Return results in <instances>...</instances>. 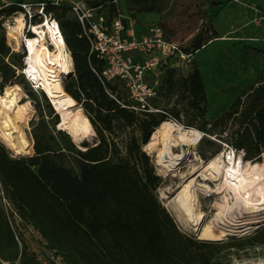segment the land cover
I'll return each mask as SVG.
<instances>
[{"label": "trees", "instance_id": "16d2710c", "mask_svg": "<svg viewBox=\"0 0 264 264\" xmlns=\"http://www.w3.org/2000/svg\"><path fill=\"white\" fill-rule=\"evenodd\" d=\"M87 3L109 16L117 9L115 0ZM17 11L19 7L13 6L1 9L0 14L10 16ZM58 11L75 64V77L65 89L78 103L83 101L98 142L82 149L70 139L67 146L58 148L56 135L37 127L33 129L35 152L31 156H13L0 142V183L5 194L24 223L32 225L65 264H221L211 256L209 243L184 234L162 205L157 194L162 178L143 148L164 120L179 119V113L129 109L131 104L123 99L119 84L103 83L100 78L103 63L90 53L82 25L75 19H64L67 8L56 10V14ZM206 16L191 45L184 49L189 53H197L218 38L213 17ZM11 52L3 36L1 87L19 83L36 98L25 72L17 75V70L26 68V53L15 63L8 60ZM161 69L166 71L162 87L184 94L189 106L204 118L208 97L199 68L194 66L187 75H178L176 69L165 65ZM255 92H262V96L251 101L235 132L249 157L245 156L246 161L259 159L264 153L263 89ZM42 96L54 111L45 93ZM120 127H136L140 133H121L117 130ZM20 252L0 205V255L15 260Z\"/></svg>", "mask_w": 264, "mask_h": 264}, {"label": "rangeland", "instance_id": "374dc122", "mask_svg": "<svg viewBox=\"0 0 264 264\" xmlns=\"http://www.w3.org/2000/svg\"><path fill=\"white\" fill-rule=\"evenodd\" d=\"M76 1L89 5L87 0ZM0 3L2 4L1 0ZM116 4V13L122 15L127 27L132 24L131 33L137 37L149 27L157 24L164 27L169 35L186 49L191 45L203 22L206 21V14H209L213 17L212 24L218 37L229 38L226 41H216L206 49H201L189 61L175 62L171 65L178 75H187L194 66L201 71L208 97L204 118L196 109L189 106L184 94L169 92L162 87L166 71L159 70L158 67L152 69L146 67L148 56L139 51L127 52L124 55L132 59V64L129 65L131 79L140 85L142 96L135 97L137 91L132 92L127 80L116 79L111 83L119 84L123 99L131 104L129 109H135L133 106H136V110L141 112L142 109L138 107L145 105L147 109L155 113L164 112L171 115L179 113V119L173 116L168 117L167 120H174L187 128L200 129L204 133L203 139L191 148L189 155L182 160V164L171 171H164L158 165L156 150H147L143 146L150 155L156 172L162 178L161 185L157 189L158 197L174 218L179 229L187 236L209 243L211 256L220 260L221 264H264V224L247 235L230 234L221 240H205L201 238L195 226L187 223L183 217L180 218L171 211L169 206V201L176 195L175 191L178 186L185 180L190 181L195 178L194 188L199 192L202 190L203 176H199L200 173H196L195 170V167L200 165V158L207 162L222 151L227 153L233 151L236 153L237 160L242 158L244 165L249 161L263 162L264 153L259 159L255 157L246 161L245 156H248L235 132L239 127L243 112L249 107L251 101L262 96V92L256 94L255 90L261 87L264 97V0H232L231 2L229 0H117ZM59 13L58 11V17H60ZM100 13L108 17L114 16V13L109 16L104 10ZM17 15L18 13L10 16L3 12L0 14V39L5 36L12 51V56L8 60L15 63L21 60L19 57L24 52L26 56L28 55L25 46L27 43L25 37L31 36L28 31L33 33V36L36 35L32 25L28 23L21 48L15 49V44L8 35V28L15 23ZM64 19L75 18L67 13ZM42 20V18H37L33 23L36 24ZM22 72L24 73V70H17V75ZM24 75L26 79H29L26 74ZM74 77L75 72L70 75L65 73L62 74L60 80L66 84ZM2 83L3 79L0 75V92H4L6 87H1ZM32 85L35 84L32 82ZM21 86L23 88L22 100H31L35 108L30 129L27 130L33 146L35 142L33 129L36 127L39 131L46 129L54 133L58 139V148L67 146L70 139H73L60 128L58 122L61 121V114L48 106V101L42 96V90L34 87L36 98H32L27 88L24 85ZM79 106H82L87 115L83 101L79 102ZM60 130L64 131V134L59 133ZM117 130L121 133H140L136 127H120ZM0 142L6 146L1 136ZM97 142L98 139L94 136L91 140L82 142L81 145L86 148ZM77 146L79 147L78 144ZM7 149L13 155L8 147ZM173 149L179 152L181 146ZM210 187L215 190V183L211 182ZM1 188L0 183V192ZM163 193L170 198L164 197ZM201 200L203 209L207 213L204 222L206 224L216 213L221 198L217 195L202 196ZM18 237L23 248L26 247L21 263L65 264L62 258L59 260L51 255L45 244L46 241L32 225L21 222Z\"/></svg>", "mask_w": 264, "mask_h": 264}, {"label": "bare ground", "instance_id": "6f19581e", "mask_svg": "<svg viewBox=\"0 0 264 264\" xmlns=\"http://www.w3.org/2000/svg\"><path fill=\"white\" fill-rule=\"evenodd\" d=\"M26 28L22 13L8 28L16 50L21 48ZM33 28L36 35L25 37L28 54L25 74L35 84L34 87L45 93L54 110L61 114L60 128L81 145L96 136V131L82 106L66 91L64 82L60 80L62 74L70 75L75 71L74 59L62 29L49 19L34 24ZM226 40L229 38L218 37L202 49L216 41ZM22 98L23 88L19 83L7 85L4 92H0V136L17 156L34 152L27 130L35 108L31 100L23 101ZM203 137L200 129L164 120L144 147L156 150L158 165L164 171H171L182 164L191 148ZM176 146H181L179 152L174 151ZM199 163L195 170L203 176L202 190L199 192L194 188L195 178L183 181L169 201L171 211L195 226L205 240H221L230 234L247 235L261 228L264 224V159L263 162L249 161L244 165L241 158L237 160L236 156L222 151L207 162L200 158ZM211 182L215 183V190L210 187ZM214 195L220 196L221 201L211 221L205 224L207 213L201 197ZM164 197L170 198L165 194Z\"/></svg>", "mask_w": 264, "mask_h": 264}, {"label": "built area", "instance_id": "2783aa9c", "mask_svg": "<svg viewBox=\"0 0 264 264\" xmlns=\"http://www.w3.org/2000/svg\"><path fill=\"white\" fill-rule=\"evenodd\" d=\"M1 2L0 10L13 6L19 7V11L15 14L22 13L26 23H30L32 27H34L33 22L37 18L49 19L52 23L59 24L56 10L62 11L67 8L68 13L82 25L83 34L90 43V53L95 54L103 63L100 75L103 83L116 79L127 80L132 92L137 91L135 93L136 98L141 97L142 93L140 85L131 79L129 65L132 64V59L125 57V53L139 51L148 56L146 67L150 69L158 67L159 70H162L163 65L172 68L171 65L175 62L189 61L195 55L184 50L180 42L173 39L161 25H153L137 37L131 33L132 24L127 27L121 14L115 12L113 17H108L104 13H100L101 8L91 7L84 2L76 0H1ZM50 7L53 10H49ZM133 107L136 109V106ZM138 108L142 111H151L145 105ZM230 153L235 155L233 151ZM0 204L21 249L18 258L15 260H7L0 255V264H20L24 248L18 235L20 223L23 220L3 188L0 192ZM45 244L47 245L46 242ZM48 250L56 259H61L55 255L54 250L49 248Z\"/></svg>", "mask_w": 264, "mask_h": 264}, {"label": "water", "instance_id": "95a60500", "mask_svg": "<svg viewBox=\"0 0 264 264\" xmlns=\"http://www.w3.org/2000/svg\"><path fill=\"white\" fill-rule=\"evenodd\" d=\"M74 72H75V71H74ZM80 146H81V145H79V148H81ZM12 153H13V156H16V157H17V155H15V153H14L13 151H12Z\"/></svg>", "mask_w": 264, "mask_h": 264}, {"label": "crops", "instance_id": "0c3cea01", "mask_svg": "<svg viewBox=\"0 0 264 264\" xmlns=\"http://www.w3.org/2000/svg\"><path fill=\"white\" fill-rule=\"evenodd\" d=\"M11 1H17V0H11ZM25 1H35V0H25Z\"/></svg>", "mask_w": 264, "mask_h": 264}]
</instances>
